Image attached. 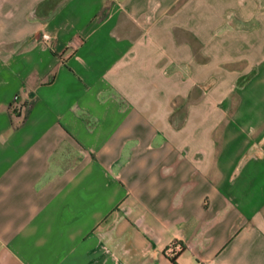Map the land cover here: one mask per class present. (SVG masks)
<instances>
[{"label": "crops", "instance_id": "crops-1", "mask_svg": "<svg viewBox=\"0 0 264 264\" xmlns=\"http://www.w3.org/2000/svg\"><path fill=\"white\" fill-rule=\"evenodd\" d=\"M173 241L264 264V0H0V264Z\"/></svg>", "mask_w": 264, "mask_h": 264}, {"label": "built area", "instance_id": "built-area-1", "mask_svg": "<svg viewBox=\"0 0 264 264\" xmlns=\"http://www.w3.org/2000/svg\"><path fill=\"white\" fill-rule=\"evenodd\" d=\"M41 37L44 41L49 40V36L47 34H42ZM14 99H16L15 96H14ZM180 249H181V245L178 242L173 241L170 244H168L164 253L166 256L171 257V256H174Z\"/></svg>", "mask_w": 264, "mask_h": 264}, {"label": "trees", "instance_id": "trees-1", "mask_svg": "<svg viewBox=\"0 0 264 264\" xmlns=\"http://www.w3.org/2000/svg\"><path fill=\"white\" fill-rule=\"evenodd\" d=\"M168 259H169L172 263L176 264V263H175V260H174V256L168 257Z\"/></svg>", "mask_w": 264, "mask_h": 264}]
</instances>
